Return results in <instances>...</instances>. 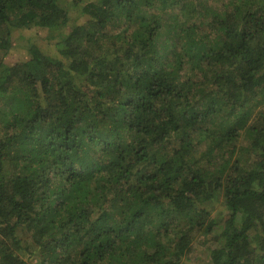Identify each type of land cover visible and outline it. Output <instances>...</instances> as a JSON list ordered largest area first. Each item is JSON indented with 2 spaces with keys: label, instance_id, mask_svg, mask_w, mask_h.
<instances>
[{
  "label": "trees",
  "instance_id": "obj_1",
  "mask_svg": "<svg viewBox=\"0 0 264 264\" xmlns=\"http://www.w3.org/2000/svg\"><path fill=\"white\" fill-rule=\"evenodd\" d=\"M1 103L0 264H264V0H0Z\"/></svg>",
  "mask_w": 264,
  "mask_h": 264
},
{
  "label": "rangeland",
  "instance_id": "obj_2",
  "mask_svg": "<svg viewBox=\"0 0 264 264\" xmlns=\"http://www.w3.org/2000/svg\"><path fill=\"white\" fill-rule=\"evenodd\" d=\"M73 20L70 25L78 22L77 12H72ZM58 31H53L46 28H32V29H12V37L16 40L15 45L4 55L3 62L6 65H13L18 61L24 60L29 57V47L31 44H38L44 48L48 53L54 55L58 54L55 42L58 41ZM1 103L0 110L3 109ZM220 212L215 215L219 216ZM211 237L200 236L194 245L192 256L193 264H208L210 258V251L215 247ZM30 264H37L36 261H31Z\"/></svg>",
  "mask_w": 264,
  "mask_h": 264
}]
</instances>
